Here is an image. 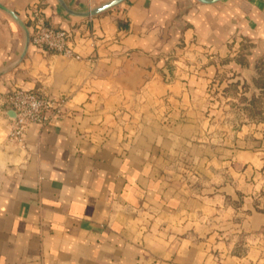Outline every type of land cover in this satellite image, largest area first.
Returning <instances> with one entry per match:
<instances>
[{"label":"crops","instance_id":"1","mask_svg":"<svg viewBox=\"0 0 264 264\" xmlns=\"http://www.w3.org/2000/svg\"><path fill=\"white\" fill-rule=\"evenodd\" d=\"M0 3L30 31L40 8L81 57L30 43L18 60L25 34L0 10V264H264V113L225 93L264 60V0H127L90 18ZM18 87L66 102L23 148Z\"/></svg>","mask_w":264,"mask_h":264},{"label":"built area","instance_id":"2","mask_svg":"<svg viewBox=\"0 0 264 264\" xmlns=\"http://www.w3.org/2000/svg\"><path fill=\"white\" fill-rule=\"evenodd\" d=\"M32 43L46 51L80 60L74 52L70 32L54 27L46 21L40 8H32ZM9 109L14 113L11 121L9 138L22 148L24 137L31 124L42 127L53 126L55 121L64 115L65 100L45 96L34 90L13 88L6 97Z\"/></svg>","mask_w":264,"mask_h":264},{"label":"water","instance_id":"3","mask_svg":"<svg viewBox=\"0 0 264 264\" xmlns=\"http://www.w3.org/2000/svg\"><path fill=\"white\" fill-rule=\"evenodd\" d=\"M126 1L127 0H109L107 2H104V3L96 5V6H90L89 8H87L85 10L76 11V10L72 9L70 6H68L66 4L65 0H58L59 4L62 6V8L69 15L79 17V18H90V17H94V16L104 14L106 12H109V11L119 7L120 5L124 4ZM196 1L198 3H201V4L210 5V4H215V3L223 1V0H196ZM0 10L5 12L6 14H8L22 28V30L25 34V45H24L23 53L21 54L20 58L18 59V60H20L26 54L30 43L32 44V40H31L32 31L29 30V28L24 23V21L21 20V18L18 17L15 12L10 10L9 8H6L1 3H0ZM8 69H10V68H8ZM8 69H6L5 71H2L1 75L4 74Z\"/></svg>","mask_w":264,"mask_h":264},{"label":"rangeland","instance_id":"4","mask_svg":"<svg viewBox=\"0 0 264 264\" xmlns=\"http://www.w3.org/2000/svg\"><path fill=\"white\" fill-rule=\"evenodd\" d=\"M258 61H256V67H254V69L252 70L247 71L245 76H243L244 78L242 77L244 81H242L243 83L240 86H237L236 88L235 87L228 88L225 91V93L227 92L231 94H240V95H244V94L251 95V93H253V97H255L256 95L260 96L261 91L257 87L256 80L259 78V74L261 70L260 67L262 64H264V60L262 61L258 60ZM247 110L248 111L251 110L249 106L247 107ZM257 110L262 112L264 111V98L262 99L261 103L255 106L254 111L256 112ZM260 117H262V115H260Z\"/></svg>","mask_w":264,"mask_h":264},{"label":"trees","instance_id":"5","mask_svg":"<svg viewBox=\"0 0 264 264\" xmlns=\"http://www.w3.org/2000/svg\"><path fill=\"white\" fill-rule=\"evenodd\" d=\"M261 70H260V74H259V78L256 80V84H257V87L259 88V90L261 91L260 93V96L257 97V98H254L251 102H250V109L251 110L249 111L251 114H253L252 116L253 117H260V115H262L264 113V111H259L257 110L256 112L254 111V108L256 105H258L259 103L262 102V99L264 98V64L261 65ZM263 117V116H262Z\"/></svg>","mask_w":264,"mask_h":264}]
</instances>
